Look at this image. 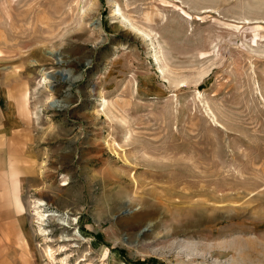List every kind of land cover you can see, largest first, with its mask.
<instances>
[{
	"label": "rangeland",
	"instance_id": "rangeland-1",
	"mask_svg": "<svg viewBox=\"0 0 264 264\" xmlns=\"http://www.w3.org/2000/svg\"><path fill=\"white\" fill-rule=\"evenodd\" d=\"M0 264H264V0H0Z\"/></svg>",
	"mask_w": 264,
	"mask_h": 264
},
{
	"label": "bare ground",
	"instance_id": "bare-ground-1",
	"mask_svg": "<svg viewBox=\"0 0 264 264\" xmlns=\"http://www.w3.org/2000/svg\"><path fill=\"white\" fill-rule=\"evenodd\" d=\"M128 24L130 25L129 28H132V30H134L136 34H139V33H140L144 38H150V37H152V36H151V33H149V32H147V31H145V30L139 28L138 26H136L132 20L128 19ZM52 55H55V54L52 53ZM52 57H53V56H52ZM55 58H56V57H55ZM157 60H158V59H157ZM38 203L40 204V205L38 206V208H41V207L44 205L43 202H39V201H38ZM38 211H40V212H38V213H39L42 217L45 216V215L42 213V209H41V210H38ZM42 217H41V218H42ZM41 221H42V220H41Z\"/></svg>",
	"mask_w": 264,
	"mask_h": 264
},
{
	"label": "crops",
	"instance_id": "crops-1",
	"mask_svg": "<svg viewBox=\"0 0 264 264\" xmlns=\"http://www.w3.org/2000/svg\"><path fill=\"white\" fill-rule=\"evenodd\" d=\"M3 123H4V124L2 125V127L5 126L6 129L9 128V131H13V130H12V127H11V126H12L11 124L9 125L8 123H5V122H3ZM3 179H4V177H3ZM19 213H20V212H19Z\"/></svg>",
	"mask_w": 264,
	"mask_h": 264
}]
</instances>
